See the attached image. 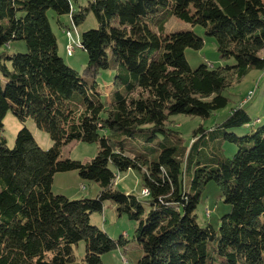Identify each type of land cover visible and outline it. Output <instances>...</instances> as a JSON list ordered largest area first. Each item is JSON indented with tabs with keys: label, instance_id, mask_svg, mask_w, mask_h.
<instances>
[{
	"label": "trees",
	"instance_id": "1",
	"mask_svg": "<svg viewBox=\"0 0 264 264\" xmlns=\"http://www.w3.org/2000/svg\"><path fill=\"white\" fill-rule=\"evenodd\" d=\"M76 2L0 0V48L26 47L0 52V264H102L104 254L128 244L90 223L106 201L135 225L137 264H264V125L249 127L242 107L252 97L214 128L201 125L189 147L169 126L176 115L209 119L228 106V90L264 70V0H87L78 10ZM49 11L56 22L69 16L74 27L94 15L98 27L80 36L83 75L58 55ZM172 19L201 27L220 60L233 63L193 69L185 51H200L204 40L192 31L164 34ZM110 70L105 106L96 79ZM7 113L31 119L52 148L42 150L25 127L8 148ZM245 126L243 136L232 132ZM74 141L96 144V156L86 164L61 160ZM224 143L237 147L231 158ZM129 170L147 196L113 188L116 175ZM72 171L98 185L95 198L52 193L54 175ZM210 182L230 207L217 231L195 214ZM80 242L85 251L77 260Z\"/></svg>",
	"mask_w": 264,
	"mask_h": 264
},
{
	"label": "rangeland",
	"instance_id": "2",
	"mask_svg": "<svg viewBox=\"0 0 264 264\" xmlns=\"http://www.w3.org/2000/svg\"><path fill=\"white\" fill-rule=\"evenodd\" d=\"M86 3L87 0H77L75 9L84 7ZM48 19L52 32L56 37L58 55L68 67L75 70L78 74L83 75L87 65V54L80 49V36L81 33L98 27L94 15L91 12L87 13L84 22L78 27H74L70 23L69 16L66 15L60 16L58 19L59 22H56L57 19L55 14L49 11ZM186 31H192L204 40V46L200 51H193L190 49L185 51L186 60L193 69L200 65L207 64L208 62L214 67L231 65L233 63L232 60H220L214 39L205 37L202 28L199 26H192L183 21L172 19L166 24L164 34ZM68 46L74 49L72 55H68L66 51ZM2 51H7L8 53H25L26 47L23 42H12L9 48L5 46L0 48V52ZM115 73L114 70L103 71L96 79L101 101L105 106L110 100L109 94L112 89V81ZM225 95L229 98L228 106L209 119L202 120L197 117H188L185 115L170 117L169 126L172 127L173 131L179 134L186 146L189 147L192 143L193 133L196 132L201 125L206 130L219 125L230 113L231 109L243 104L246 100L244 99L246 96L248 100L252 97L246 105L242 106L251 120L249 127L264 125L263 71H251L239 84L228 90ZM23 127L27 128L32 133L37 145L42 150H49L52 148L53 142L49 135L39 130L31 119L20 122L11 113H7L3 120L2 136L8 148L12 149L14 147L16 135ZM249 127L245 126L240 129L232 130V132L237 136H243L250 130ZM223 150L224 155L231 158L237 152V147L224 143ZM97 152L98 148L96 144L74 141L61 150L60 159H70L86 164L96 156ZM191 174L192 172H187L184 176V184L186 187L191 179ZM116 176L113 183L114 189L125 194H135L139 197L144 196L141 191V182L136 172L129 170ZM82 186H85L84 190H81ZM98 192L99 187L97 184L82 180L77 172L56 173L53 177L52 193L54 195H61L70 200L81 198L93 199ZM220 195V190L214 182L207 184L195 211L198 224L202 226L209 224L215 231L218 230L219 219L230 211V207L224 204ZM206 211L209 213L206 214ZM90 223L105 232L115 242L118 241L121 236H123L124 239H128V244L125 248H119L104 254L101 257L102 264H137V261L141 258L142 252L139 245L132 241L135 225L126 217H118L111 201H106L104 203L101 213H95L90 216ZM73 251L77 260H80L84 255L85 244L80 242L73 248Z\"/></svg>",
	"mask_w": 264,
	"mask_h": 264
},
{
	"label": "built area",
	"instance_id": "3",
	"mask_svg": "<svg viewBox=\"0 0 264 264\" xmlns=\"http://www.w3.org/2000/svg\"><path fill=\"white\" fill-rule=\"evenodd\" d=\"M66 51H67L68 55H72L74 49H72V48H70V47L68 46V47L66 48ZM263 73H264V72H263ZM245 99H246V100L243 102V104H245V102L248 101V97H246ZM81 189H83V187H81ZM142 194H143L144 196H147V195H148V192H147L146 190H143V191H142Z\"/></svg>",
	"mask_w": 264,
	"mask_h": 264
},
{
	"label": "bare ground",
	"instance_id": "4",
	"mask_svg": "<svg viewBox=\"0 0 264 264\" xmlns=\"http://www.w3.org/2000/svg\"><path fill=\"white\" fill-rule=\"evenodd\" d=\"M263 72H264V70H263ZM264 74V73H263ZM250 94V93H249Z\"/></svg>",
	"mask_w": 264,
	"mask_h": 264
},
{
	"label": "crops",
	"instance_id": "5",
	"mask_svg": "<svg viewBox=\"0 0 264 264\" xmlns=\"http://www.w3.org/2000/svg\"><path fill=\"white\" fill-rule=\"evenodd\" d=\"M205 60V59H204Z\"/></svg>",
	"mask_w": 264,
	"mask_h": 264
}]
</instances>
